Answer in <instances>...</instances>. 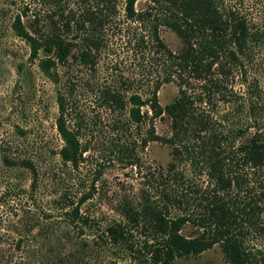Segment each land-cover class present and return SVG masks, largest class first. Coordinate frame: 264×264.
Returning <instances> with one entry per match:
<instances>
[{"label":"trees","instance_id":"trees-1","mask_svg":"<svg viewBox=\"0 0 264 264\" xmlns=\"http://www.w3.org/2000/svg\"><path fill=\"white\" fill-rule=\"evenodd\" d=\"M247 2L0 0V24L54 86L57 155L75 190L58 187L43 201L45 174L12 135L26 132L0 116V264H175L216 246L224 264H264V87L249 71L264 32ZM125 52L136 75L121 71ZM17 72L26 82L25 66ZM171 84L178 94L163 107L159 93ZM96 117L107 119L120 163L141 169L137 148L152 143L171 157L165 168H145L139 197L120 201L106 226L83 210L103 174L97 167L82 182ZM157 120L168 125L163 135ZM49 174L52 183L59 173ZM52 238L62 249L46 257L36 244Z\"/></svg>","mask_w":264,"mask_h":264},{"label":"rangeland","instance_id":"rangeland-1","mask_svg":"<svg viewBox=\"0 0 264 264\" xmlns=\"http://www.w3.org/2000/svg\"><path fill=\"white\" fill-rule=\"evenodd\" d=\"M37 4L39 0H31ZM250 17L264 32V0H249ZM138 8H141L139 4ZM162 38L173 50L181 47L178 37L171 31L164 30ZM29 49L25 42L18 39L9 30L8 24H0V116L5 121L6 128L19 127L26 132L21 136L18 129H13L12 135L18 139L21 145L19 151L34 158L44 172V182L40 191V198L47 202L58 187L70 192H75L74 182L70 181L68 173L61 167L60 158L57 155L63 145L56 128L58 109L54 86L38 70L37 66L28 64ZM121 71L125 76L136 75L135 57L128 53L122 55ZM22 64L27 72L26 82L20 80L17 67ZM250 75L258 78L264 87V48L256 53L253 63L249 64ZM134 75V76H135ZM178 89L174 84L162 87L159 98L163 107L171 103L177 96ZM87 100V97L86 99ZM92 118L96 112L93 105L85 103ZM107 118V117H105ZM94 121V120H93ZM94 125L95 143L90 159V164L83 167L82 182L93 179V171L102 167L103 174L97 183V192L83 210L95 217L102 225L106 226L117 220L119 202L125 198L137 199L143 186V174L148 167H167L171 161L169 149L160 143H152L146 151L137 148L142 160V167L132 168L120 163L112 152L107 119L95 118ZM158 133L163 135L168 131L166 122L157 120ZM12 132V131H11ZM98 158V159H96ZM58 172L51 183L49 173ZM17 178L29 184L26 173H17ZM66 226H62L65 230ZM190 235L191 229L185 230ZM46 257H53V252L62 249V244L57 238L41 239L36 244ZM36 248V247H34ZM225 257L221 246L190 258L179 259L175 264H224ZM127 264H129L127 262Z\"/></svg>","mask_w":264,"mask_h":264}]
</instances>
